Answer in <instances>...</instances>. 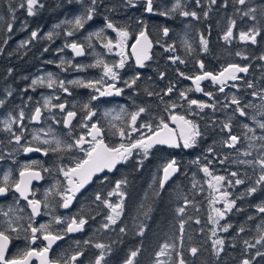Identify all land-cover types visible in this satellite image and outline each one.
I'll list each match as a JSON object with an SVG mask.
<instances>
[{
	"label": "flooded vegetation",
	"instance_id": "flooded-vegetation-1",
	"mask_svg": "<svg viewBox=\"0 0 264 264\" xmlns=\"http://www.w3.org/2000/svg\"><path fill=\"white\" fill-rule=\"evenodd\" d=\"M173 3L174 7L170 11L162 12H166L167 15L179 9L180 14L183 11L195 12L197 16L193 19L196 21L192 24H177V27H174V24L162 27L159 23L148 24L141 20L137 24L116 25L129 32L125 50L127 54L126 63L122 69H117L119 73L117 81L104 77L102 66H97V68L91 65L83 67L84 59L88 55L86 45H84L86 55L82 59H75L70 51L71 64L68 66L66 57L63 56L59 60V67L51 69L50 72L45 70L44 61L36 70L30 62L33 60L31 55L0 54V101H3L0 104V187L4 186V175L10 174L9 190L6 194L0 195V222L6 219L2 213L9 212L10 217L20 218L17 220V225L21 226L19 233H10L12 240L9 244V258L28 248L39 250L47 245L48 242L43 240L40 233L37 234L39 238L35 243H31L30 239H25L26 236H31L30 229H28V224L31 222L33 227L48 224L50 225L49 230L53 234L63 236V239L53 244L49 250V261L55 262V264H65V262L73 264L70 257L78 252H83L75 264H95V259L103 252L102 264H107V262L110 264L112 247L110 243L102 240L114 239L113 228L116 225L120 226L121 222L124 221L125 206L129 197L128 191L131 184L138 183L137 180L135 181V176L147 173L153 180V176L160 173V186L164 166L175 160L179 172L172 179V182L180 175L193 185L197 182L196 186L205 190L203 195L208 198L211 197L208 192L209 181H214V176L225 177L226 181L222 182L221 188L230 193L229 199L231 202L234 201V205L225 218L229 230L223 233L224 238L246 235L249 244L254 246L249 247L244 243L245 241L240 244L246 255L242 261L247 259L250 264H264V255H257V252L264 253V241L257 243V240L264 236V213L258 211L260 206H264V199L262 205L258 206L256 203L259 195V184L256 181L261 174L260 165L255 163L258 155L254 149L253 136L257 130L248 131L244 127L247 124L249 128L253 129V125L258 126V122L264 121V115H261L264 112L261 107L264 105V101L260 98L261 95H264V60L260 59L257 62L256 57L250 58L243 51V47L258 46H262L261 50L264 51V0H246L244 5H240L236 0H216L215 3H212L211 0H199V3L197 0H174ZM153 9L154 15L150 16L146 13L145 7V14L149 18L161 15L154 5ZM249 9H256V11L245 16L244 12L249 11ZM253 15L256 17L255 20L251 18ZM232 21H235L233 37L229 41H225L223 37ZM197 24L202 28V38L208 42L206 48L201 43V38H194L193 33H189V31L195 30ZM159 28L160 33L156 37L152 32ZM164 28L168 29L167 35L164 34ZM142 30H146L153 42V47L150 49L151 58L144 62L143 67H140L131 55V46ZM252 30L259 33L256 36L255 44L240 40L241 31L251 32ZM116 38V33L107 28V38L96 41L101 47L99 49L101 59L104 57L105 63L109 65L118 63L121 57L116 54L118 49L113 48L109 52L103 47V43L108 39H112L115 43ZM193 46H200V53L202 46L205 54L204 58L196 64L193 60L195 56V50L192 51L191 48ZM184 47L189 48L187 52ZM191 51L192 54H190ZM223 52L227 53V56ZM221 55L231 61L222 64L220 62ZM175 57H179V60L173 62ZM180 60L184 62L180 63ZM248 61L254 62L255 65H250ZM201 63L204 65L203 69L200 67ZM229 64L246 66L248 72L238 73V79L235 81H227L223 92L219 90L221 85L214 83L211 79L200 84L203 89L202 92L195 91V85L191 79L197 75H202L204 72L218 75ZM49 74H51V79L55 81L51 88L48 87ZM133 78H137L135 85L128 87L125 82H130ZM101 79L103 82L97 87L102 90L109 84H115L117 88L123 91L120 95L113 93L110 96H100L93 88L70 83V81L77 80L87 83ZM34 80L38 82L33 84ZM60 81H64L65 87L69 89L71 94L60 88ZM249 84L252 87H248ZM169 87L173 88L171 93H167ZM181 92L186 93L187 99L180 96ZM205 92L212 93V97L206 96ZM46 93L50 104L44 108ZM253 93L257 95L254 96ZM93 96L98 98L92 99ZM233 97L241 101V107L249 105L244 108L245 116H240L239 112L236 111L237 106L231 103ZM191 99L214 104L215 108L201 110L196 105L190 106L188 100ZM60 103L66 105L63 112L59 108L51 106ZM172 104H176L177 107L173 109ZM86 105L87 107H85ZM37 107H41L42 117L36 123L30 117ZM140 107L145 108L146 111L138 118V125L151 122L155 127L163 118L170 127L175 128L176 126L170 120L172 114L184 115L187 119L192 120L201 133L196 138L195 145L184 148L182 141H180V147L155 145L150 149L146 158L141 151L136 150L127 162L118 164L113 171L105 170L94 176L92 181L76 193L70 206L67 209L63 208L60 197L55 192L57 189L62 190L67 185V181L59 168L72 166L74 158L83 157V153L74 149L55 153L49 151L48 155H44L43 151L26 153L23 148L40 147L44 149L54 147L55 139H60L62 143H72L88 131L83 127L84 123L89 125L97 123L104 130L105 142L111 145L118 144L121 140L118 135L112 134L116 131L112 125L127 129L130 123V114L138 111ZM21 111L25 114L22 122L19 120ZM68 111L76 112V116L71 120L70 125L65 126L63 121ZM89 111L94 112L95 115L92 116L91 120H85L86 113ZM260 118L262 119L259 120ZM5 121H15L12 124V131L6 130ZM225 124L230 125V132L229 129L224 128ZM141 132L147 133V129H141ZM13 133L22 136L19 145L15 142ZM230 135L240 137L235 148L227 147L225 144ZM37 136H41V138L34 139ZM132 136L133 139L138 138L140 132L133 133ZM86 138L90 139V137ZM45 139L50 143H42ZM123 142L128 143L129 141L125 139ZM256 142L264 143V140L258 138ZM246 150H249L251 154L245 156L244 151ZM240 161H253V163H240ZM134 164L136 165L132 166ZM26 166L29 171L39 172L41 177L40 179H33L30 184L32 194L29 195V199L41 201L40 215L32 217L31 221L29 220L31 208L27 201L15 192L13 187V182L20 179L19 173ZM204 167H208L211 175H206L202 171ZM233 172H236L238 177H233L231 175ZM237 178L242 179L244 183L235 184L234 181ZM117 181L125 182L119 189L122 195L113 194L109 196L110 192H114ZM229 181L232 183L229 184ZM213 184L216 185V183ZM253 187L256 188V191L249 192V189ZM164 188L160 187L162 190ZM46 193H49L47 201H45ZM260 194L264 198V191ZM97 195L101 197L100 200L96 199ZM104 200H108L112 204L122 203L121 214L115 224H111L107 220L111 210L103 203ZM187 201V204L183 203L186 207L192 203ZM45 202L49 204L48 208L43 206ZM244 202H246L245 205ZM21 209L23 210L21 211ZM254 212L261 215H255ZM209 214L207 215L208 220ZM57 217L62 221L59 224L55 222ZM73 217L83 218L87 221L84 229L77 234H70L65 231L67 224ZM106 223L109 225L108 228L103 226ZM233 223L236 224L237 228L234 227ZM241 228L244 229L243 232L240 231ZM24 229L28 230L24 231ZM90 229H92V237H89ZM85 241H89V243L86 244ZM97 243L104 244L106 247L97 249L95 247ZM226 244L227 241L225 240L221 252L225 250ZM89 253L90 261H84ZM129 257L130 254L127 259ZM242 261L237 264H242ZM31 264H40V261L33 257Z\"/></svg>",
	"mask_w": 264,
	"mask_h": 264
},
{
	"label": "snow or ice",
	"instance_id": "snow-or-ice-1",
	"mask_svg": "<svg viewBox=\"0 0 264 264\" xmlns=\"http://www.w3.org/2000/svg\"><path fill=\"white\" fill-rule=\"evenodd\" d=\"M212 3H215L216 0H211ZM237 3L240 5H244L246 3V0H236ZM97 3V0H91V5L88 9L86 14L77 16L74 20V28L72 30L67 31L66 35L71 37L75 35L76 29H81L84 27V24L92 20L93 14L95 13V5ZM127 3L131 6H135L133 0H127ZM197 3H199V0H197ZM43 7V5H39V0H27V12L29 15H34V9L35 7ZM20 7H24L23 4L20 5ZM15 7L10 3L9 4V12L13 15L15 14ZM146 11L149 13H152L154 11L153 9V0H146ZM256 9H249V11L244 12L245 16H248L250 13H254ZM161 15H167L166 12L160 13ZM183 16H189L196 17L197 14L195 12H188L183 11L181 13ZM207 15V13H205ZM3 17H0L2 19ZM253 20L256 19V17L253 15L251 17ZM69 23H73L72 21H69ZM58 27V25H57ZM106 27L108 29H111L113 32L116 33V41L113 43L112 39H108L105 43H103V47L107 49L109 52L113 50V48L118 49L119 51L116 53L118 56L121 57L118 63L109 65L105 63L102 59H97L95 65L93 66H102L103 68V76L108 77L113 81H117L119 79V73L117 69H122L125 66L126 63V48H127V41L129 39V32L125 28L118 27L114 25L112 22H107ZM235 27V21L231 22V25L227 29L224 40L229 41L233 37V28ZM8 30H12V25H8ZM101 32L91 33L88 36V40L90 41L92 36L95 35L96 37L100 38L102 36ZM164 34H168V29H163ZM38 33L33 31L31 33V36L33 38L37 37ZM259 35V33L255 30H252L251 32L241 31L239 34V38L241 41H250L251 43H256V36ZM52 33L48 34V38L51 39ZM201 43L205 46H207V40L201 38ZM66 48H70L76 56H83L85 55V46L84 44L72 42L70 44H65ZM88 47L91 48L93 45L91 43L88 44ZM152 47L151 41L148 39V36L145 31H140L138 37L136 38V43L131 46L132 51L131 55L135 57L137 65L140 67L144 66V62L146 60H149L150 57V49ZM174 51V49H171ZM237 55H240V53H237ZM260 59L264 60V56H261ZM179 60V57L173 58V62H176ZM184 61L180 60V63H183ZM201 69H203L204 65L203 63L200 64ZM248 67L240 66L237 64H229L226 68H224L218 75H214L211 72H204L203 75H197L193 79V83L195 84V91L202 92L203 89L200 86V82L203 80L211 79L214 83H218L221 85L220 91H224V85L227 83V81L232 80L235 81L238 79L237 74L238 73H247ZM183 75V73H181ZM138 78V77H137ZM133 78L130 82H125L128 87H132L136 83V79ZM38 81L34 80L33 84H36ZM103 81L97 80V81H89L85 83L82 80L77 81H70L72 84H78L82 85L84 87L93 88L96 92L99 93L100 96H110L113 93L115 95H120L123 91L120 88H117L115 84H109L106 88L103 90L99 87H97L98 84H101ZM53 81L51 79V74H49V81H48V87L51 88L53 86ZM59 86L61 89H63L64 92L69 93V89L65 87L64 81L59 82ZM248 87H252L251 84L248 85ZM173 91L172 87H169L167 89V93H171ZM166 93V94H167ZM208 97H212V93L205 92L204 93ZM149 95H152V93H149ZM253 95H257L256 93H253ZM181 97H184L187 99L186 93L181 92ZM98 97L93 96L92 99H97ZM261 100L264 101V95H261ZM58 99V97H57ZM3 101H0V104H2ZM232 104H235L236 111L239 112L240 116H245L246 112L244 111L245 107H248L249 105H245L244 107H241V101L237 99L236 97L232 98L231 101ZM50 104V100L45 99L44 102V108H47ZM188 104L196 105L201 110L204 108H215L214 104H208L204 102L197 101L195 99L188 100ZM53 108H59L61 112H63L66 108V105L64 103L51 105ZM87 107V105L85 106ZM171 107L174 109L177 107L176 104H172ZM262 108H264V105H261ZM146 111L145 108L140 107L138 111L130 114V123L128 125V128L125 127H117L116 125H112L113 128L116 129L113 135H118L120 137L121 142L115 145H111L109 143L105 142V133L104 130L98 126L97 123H92L89 125L88 123H84L83 127L87 129L88 131L84 135H80L78 138H76L72 143H62L60 139H55L54 147L50 148H44L41 149L40 147H24V152H41L43 151L44 155H48L49 151L55 153L58 151H72V150H78L79 152L83 153V157L81 158H74V163L72 166H61L59 168V171L63 174L65 177V180L67 181V185L62 189H57L55 194L60 197L61 200V206L65 209H67L70 204L72 203L73 199L75 198V195L77 192L80 191V189L84 188L86 184H88L90 181H92L93 177L96 176L98 173H102L105 170L111 172L113 171L116 166L122 162H127L130 157H132L134 151L139 150L143 153L144 157L146 158L149 154L150 149H152L155 145H167L169 147H180V141L183 142L184 148H190L193 147L196 143V138L200 136V131L198 129V126L190 119H187L184 115L179 114H172L170 116L171 122L176 126L175 128L170 127L168 123L165 122L163 118L160 119L159 123L153 126L151 122H145L142 124H137L138 118L141 116L142 113ZM94 112H87L85 116V120H91L92 116H94ZM261 115H264V112L261 113ZM76 116V112L74 111H68L65 120L63 123L65 126H68L71 124V120ZM42 117V109L41 107H37L35 109L34 114L30 117L32 121H40ZM25 118V114L23 111L19 113V120L22 122ZM15 121H5V126L7 131H12V124ZM258 126L260 129L264 130V122H258ZM245 128L248 129V131H254V129H251L248 127L247 124L244 125ZM225 129H229V132L231 131L230 125L225 124ZM130 129V130H129ZM141 129H147V133L141 132ZM179 129V131H177ZM140 132V136L138 138L133 139L132 134ZM15 142L19 145L20 141L22 139L21 135H16L13 133ZM86 137H90V139H87ZM34 139H40L38 136L34 137ZM127 139L129 142L124 143L123 141ZM259 139L264 140V136L259 137ZM240 137L236 135H230L228 140L225 141V144L227 147L235 148L236 145L239 143ZM44 144H49L50 142L45 139L42 141ZM87 145V147H86ZM211 151V149H210ZM251 153L245 151L244 155L248 156ZM240 163H248L252 164L253 161H240ZM255 163H258L261 168V175L259 176V179L256 181L257 184H260L264 182V156H262L260 159L255 161ZM177 161L172 160L169 163H167L163 168V179L160 181V187L163 188L164 183L170 178V176L178 171L177 168ZM47 171V169H45ZM202 171L206 175H211L209 172L208 167H204ZM233 177H238V174L236 172H233L231 174ZM20 179L13 182V187L15 189V192L19 193V196L27 201L28 206L31 208V215L29 217V220L31 221V218L37 215H40V209H41V201L36 199H29V195H31L30 190V184L33 179H40V173L36 171H29L28 167L26 166L24 170H21L19 173ZM4 186L0 187V195H4L8 192V181L10 179V174L4 175ZM105 179H107L105 177ZM213 179L216 181V185L220 184L225 180V177L223 176H214ZM122 183H125L124 181H117L114 192H110L109 196L113 194H119L122 195V193L119 192V189L121 188ZM229 184L232 183V181L228 182ZM235 184L239 185L241 183H244V181L240 178L235 179ZM216 185L209 182V186L214 188L216 191H220L219 188H216ZM256 188H250L249 192H255ZM51 192V190H50ZM49 193L45 194V201H47V196ZM222 197L227 198L229 193L221 192ZM97 200H100L101 197L99 195L96 196ZM103 203L111 210V214L107 216V220L111 224H115L117 221V218L121 214L122 210V203L112 204L108 200H104ZM185 203L187 204L188 201L186 200ZM234 205V201L227 203L226 208L230 210ZM45 208L49 207V204L45 202L43 204ZM23 209H21L22 211ZM11 211V209H10ZM185 208L180 207L177 209L178 213H184ZM217 216L219 218H223L224 212H222L220 209H214ZM258 211L261 213H264V206H260L258 208ZM6 219L2 222H0V264H31V260L33 257L38 259L40 261V264H55V262H51L48 259V252L51 249L52 245L60 239H63V236L60 234H53L49 229L50 225L48 224H40L39 227H33L32 223L30 222L28 224V229H30L31 236H26L25 239H30L31 243H35L36 240L39 238L38 233L42 234L43 240L47 241V245L39 250L34 248H28L22 252H20L18 255L13 256L9 258L8 252H9V244L12 240V237L10 233H19L21 231V226L17 225V220L20 219L19 217L13 218L9 216V212H3L2 213ZM209 219H212L210 217ZM56 223H61L62 221L60 218H55ZM87 223V221L83 218L77 219L76 217H73L71 221L67 224V227L65 229L66 232H78L83 229V226ZM199 223V221H197ZM213 223H218V220H214ZM105 228H108V224L103 225ZM184 224H180L181 232H183ZM28 229H24V231H27ZM223 231H228V226H224ZM121 232H124L125 229L121 228ZM241 232L244 231L243 228L240 229ZM141 234H143L141 232ZM215 231H213V235H215ZM264 241V236L260 238V240H257V243H261ZM85 243H89V241H85ZM249 247H253L254 245H250L249 242L246 240L244 242ZM224 244V241L222 239H217L214 241V247H218V252L222 251V245ZM95 247L97 249H104L106 246L101 243L95 244ZM174 244L165 243L161 246L160 250L156 253V261L155 264H171V253L169 252V249L174 248ZM190 252L193 256H195L198 252V249L196 247H192L190 249ZM83 255V252H78L70 257V260L75 264V262L78 260V257ZM138 255V251H132L130 253V257L125 261V264H134V258ZM180 255V258L178 260V264H186V261L184 260L182 254ZM257 255H264V253L257 252ZM104 260V254L103 252L100 253V255L97 256L95 259V264H102V261ZM67 264V262H65ZM242 264H250V261L245 259L242 261Z\"/></svg>",
	"mask_w": 264,
	"mask_h": 264
},
{
	"label": "trees",
	"instance_id": "trees-1",
	"mask_svg": "<svg viewBox=\"0 0 264 264\" xmlns=\"http://www.w3.org/2000/svg\"><path fill=\"white\" fill-rule=\"evenodd\" d=\"M173 1L153 0V5L162 13L174 7ZM23 2L24 0H0V17H3L0 19V54L31 55L33 60L30 62L36 70L44 61L45 70L49 72L59 67V60L63 56L66 57L67 65L71 64V52L65 44L76 41L86 45L88 41L86 35L96 29L105 32L102 33L101 38H107V22L119 26L120 24H137L141 20L148 24L159 23L162 27L173 24L177 27V24H192L196 21L191 15L186 17L180 14V9L172 14L149 18L145 14L146 0H133L136 7L129 5L127 0H97L92 20L87 21L83 28L76 29L75 35L69 37L66 35L67 31L74 28V20L77 16L86 14L87 9L92 6L91 0H39V5L43 7H35L34 15L28 14L27 5ZM10 3L16 9L14 17L9 12ZM21 4L24 7H20ZM9 24L12 25L11 31L8 30ZM33 31L38 33L35 38L31 36ZM49 33H52L51 39L48 38ZM152 33L157 37L160 28ZM189 33H193L194 38H202L203 31L197 24L195 30ZM261 47H243V51L250 58L256 57L259 62L260 55L264 54ZM191 48L192 51L195 50L196 57L194 56L193 60L196 64L205 56L203 47L201 46V53L200 46ZM184 49L187 52L189 48L184 47ZM223 54L227 53L223 52ZM222 55L220 56L222 64L231 61ZM248 63L255 65L252 61ZM153 177L152 180L147 173L135 176V181L137 180L138 183L131 184L128 191L124 221L120 226L116 225L113 228L114 239L102 240L111 244L110 264H124L132 251H138L135 264H155L156 253L165 243L175 245L174 248L169 249L171 264H178L180 258L178 254H182L186 264H237L242 261L246 255L240 244L248 241L246 235L228 237L225 239L227 241L225 250L220 254L215 253L209 237L210 224L207 216L209 198L203 195L205 190L196 186L197 182L193 185L180 175L162 190L159 186L160 173ZM263 191L264 182L259 184V195L256 199L258 206L262 205L264 198L260 192ZM190 197L192 199H189ZM186 200L192 202L191 205L184 206L183 203ZM180 207L185 208L184 213L177 212ZM254 214L261 215L258 212ZM181 223L184 224L183 232L180 229ZM233 225L237 228L235 223ZM121 228L125 231L121 232ZM89 237H92V229H90ZM192 247L198 249L195 256L190 252ZM84 261H90V253Z\"/></svg>",
	"mask_w": 264,
	"mask_h": 264
},
{
	"label": "rangeland",
	"instance_id": "rangeland-1",
	"mask_svg": "<svg viewBox=\"0 0 264 264\" xmlns=\"http://www.w3.org/2000/svg\"><path fill=\"white\" fill-rule=\"evenodd\" d=\"M23 3L27 5V0H24ZM34 12H35V9H34ZM96 32H100V30H97L96 29L92 33H96ZM89 34H91V33L89 32L86 35V38L89 36ZM99 39H102V38L101 37L98 38V37H95V35H93L92 38H91V40L90 41L89 40L87 41L86 46L88 47V44L91 43L93 45V47H91V48L88 47V55H87V58L84 59V62H85L84 65H83L84 68L86 66H90V65L93 66V65H95L96 60L97 59H101V55H99V52H100L99 49L100 48H99L98 44L96 43V41L99 40ZM72 42H74V41H71V43ZM101 44H99V45H101ZM102 59L104 60L105 58L103 57ZM94 67L97 68V66H94ZM47 93L44 96V100L45 99H48ZM51 97H52V95H51ZM261 119L262 118H260L259 120H261ZM260 122H264V121L262 120ZM252 128L254 129V131L257 130V132H254V136H253L254 143H255L254 144L255 145L254 149L257 152L258 159H260L262 156H264V143H261V142L258 143L256 141H257V139L259 137H261L262 133H264V130L260 129L259 126H254V125L252 126ZM262 136H264V134ZM39 138H41V136H39ZM246 151L250 153L249 150H246ZM257 165L259 166L258 163H257ZM224 181H226V179ZM209 182H211L212 184L213 183H216L215 180L214 181H209ZM222 184L223 183L221 182L220 184H218L216 186V188H219L220 191H216L214 188L211 189L210 186L208 187L209 188L208 192H209V194L211 196L209 198V200H208V207H209V212H210L209 218L212 217V219H209L210 220V231H211V233L209 234V237H210V240H211L213 249H214V251H215L216 254L218 252V247H214V241L217 240V239H222L225 242V238H224V234H223L225 231H223L222 229H223L224 226H228V230H229V225H227V223L225 222V218L227 217V214L229 212V210L226 208V204L231 202V200L229 199L230 193L226 189H222L221 188ZM225 191L227 193H229V195L227 196V198H224L221 195V192H225ZM214 209H220L222 212H224V216H223L222 219L217 216V214L214 211ZM214 220H218V223H213ZM213 231H215V233H216L215 235H213ZM223 246H224V244L222 245V248H223ZM220 252L221 251H219V254H220Z\"/></svg>",
	"mask_w": 264,
	"mask_h": 264
},
{
	"label": "water",
	"instance_id": "water-1",
	"mask_svg": "<svg viewBox=\"0 0 264 264\" xmlns=\"http://www.w3.org/2000/svg\"><path fill=\"white\" fill-rule=\"evenodd\" d=\"M135 4V3H134ZM134 7H136V4H135V6ZM146 13L148 14V15H150V16H153L154 15V12H152V13H149V12H147L146 11ZM145 32H146V30H144ZM146 34H147V32H146ZM147 36H148V34H147ZM138 37V36H137ZM148 39L151 41V43H152V47H153V42H152V40H151V38L148 36ZM78 43V42H77ZM136 43V40H135V42L133 43V44H135ZM82 44V43H81ZM132 44V45H133ZM152 47H151V49H152ZM70 49V48H69ZM70 51L72 52V54H73V56H74V58L75 59H82L85 55H86V49H85V55H83V56H76L75 55V53L70 49ZM131 51H132V48H131ZM150 54V53H149ZM133 58H134V60H136L135 59V57L134 56H132ZM203 75V74H202ZM214 75H216V74H214ZM194 79V78H193ZM193 79H191V81L193 82ZM203 81H205V80H203ZM203 81H201L200 82V84L203 82ZM195 85V84H194ZM196 87V86H195ZM37 123V122H36ZM31 153H36V152H31ZM38 153V152H37ZM177 166V165H176ZM177 168H178V166H177ZM178 172H179V168H178V171L177 172H175V173H173L171 176H170V178L164 183V186H163V188L168 184V183H170L171 181H172V179L178 174ZM98 174H101V173H98ZM163 173H162V177H161V180L163 179ZM87 185V184H86ZM85 185V186H86ZM85 226V225H84ZM84 226H83V229H84ZM82 229V230H83ZM81 230V231H82ZM80 231H78V232H71L70 234H77V233H79ZM60 240H62V239H60ZM60 240H57L54 244H56L57 242H59ZM81 256H79L78 258H80Z\"/></svg>",
	"mask_w": 264,
	"mask_h": 264
}]
</instances>
